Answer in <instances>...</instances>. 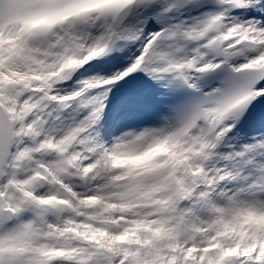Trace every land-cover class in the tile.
I'll list each match as a JSON object with an SVG mask.
<instances>
[{
    "label": "snow or ice",
    "instance_id": "obj_1",
    "mask_svg": "<svg viewBox=\"0 0 264 264\" xmlns=\"http://www.w3.org/2000/svg\"><path fill=\"white\" fill-rule=\"evenodd\" d=\"M0 264H264V0H0Z\"/></svg>",
    "mask_w": 264,
    "mask_h": 264
}]
</instances>
